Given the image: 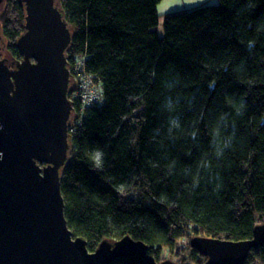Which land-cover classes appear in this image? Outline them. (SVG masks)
<instances>
[{"label":"trees","instance_id":"1","mask_svg":"<svg viewBox=\"0 0 264 264\" xmlns=\"http://www.w3.org/2000/svg\"><path fill=\"white\" fill-rule=\"evenodd\" d=\"M159 1L58 0L69 69L82 59L102 99L84 102L71 80L68 224L90 250L129 234L157 260L193 232L248 239L264 222V0L167 12L163 35ZM24 15L21 0L1 5L4 56H22ZM184 247V264L205 262ZM243 264H264V243Z\"/></svg>","mask_w":264,"mask_h":264},{"label":"water","instance_id":"2","mask_svg":"<svg viewBox=\"0 0 264 264\" xmlns=\"http://www.w3.org/2000/svg\"><path fill=\"white\" fill-rule=\"evenodd\" d=\"M21 2V58L2 56L0 32V264H110L136 254L151 264H182L157 260L146 242L129 234L105 238L90 250L70 228L61 179L72 149L66 51L73 32L58 0ZM263 243L264 222L248 239H190L206 257L203 264H243Z\"/></svg>","mask_w":264,"mask_h":264},{"label":"rangeland","instance_id":"3","mask_svg":"<svg viewBox=\"0 0 264 264\" xmlns=\"http://www.w3.org/2000/svg\"><path fill=\"white\" fill-rule=\"evenodd\" d=\"M218 1L219 0H160L156 6L157 14H158V24L156 25L155 28L157 32L159 33V35L164 34V15L167 12L191 8L192 6H195V5L204 3V2L214 4V3H217ZM4 50L5 48L2 51L3 54H4ZM3 54L2 56H4ZM7 56L8 55H6V57ZM197 234L199 233L193 232L191 236H188V237L185 236L184 238L179 239L175 247L173 248V250L172 249L170 250L169 248L162 250L163 253H162V258L160 260L170 258L172 260H175L177 262L184 264L185 260L182 259V257L180 256V253L187 254V249L184 246L187 245L191 247L190 239L191 237Z\"/></svg>","mask_w":264,"mask_h":264},{"label":"built area","instance_id":"4","mask_svg":"<svg viewBox=\"0 0 264 264\" xmlns=\"http://www.w3.org/2000/svg\"><path fill=\"white\" fill-rule=\"evenodd\" d=\"M70 72L74 93L80 95L89 105L100 104V84L84 69L82 59L74 63Z\"/></svg>","mask_w":264,"mask_h":264},{"label":"clouds","instance_id":"5","mask_svg":"<svg viewBox=\"0 0 264 264\" xmlns=\"http://www.w3.org/2000/svg\"><path fill=\"white\" fill-rule=\"evenodd\" d=\"M97 156H99V153L97 154Z\"/></svg>","mask_w":264,"mask_h":264},{"label":"bare ground","instance_id":"6","mask_svg":"<svg viewBox=\"0 0 264 264\" xmlns=\"http://www.w3.org/2000/svg\"><path fill=\"white\" fill-rule=\"evenodd\" d=\"M22 57V56H21Z\"/></svg>","mask_w":264,"mask_h":264}]
</instances>
